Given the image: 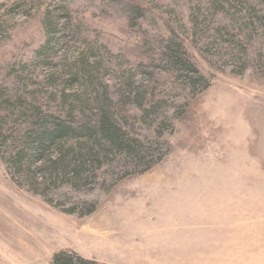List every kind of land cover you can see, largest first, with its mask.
Instances as JSON below:
<instances>
[{"label":"rangeland","instance_id":"obj_1","mask_svg":"<svg viewBox=\"0 0 264 264\" xmlns=\"http://www.w3.org/2000/svg\"><path fill=\"white\" fill-rule=\"evenodd\" d=\"M28 106L74 128L106 112L125 147L71 138V175L17 167ZM128 247L264 264V0H0V264Z\"/></svg>","mask_w":264,"mask_h":264},{"label":"trees","instance_id":"obj_2","mask_svg":"<svg viewBox=\"0 0 264 264\" xmlns=\"http://www.w3.org/2000/svg\"><path fill=\"white\" fill-rule=\"evenodd\" d=\"M47 33V42L49 41L48 27L45 26ZM53 32V31H52ZM54 46V45H53ZM43 51V49H41ZM41 51H38L40 55ZM169 60L177 59L176 46L170 45L168 47ZM101 104V101H98ZM30 114L26 117L27 122L26 131L24 133L23 147L16 150L15 155L10 158L11 162L17 167H22L23 164L28 166L34 160L47 159L51 170L58 174L63 171V174L71 175V145L67 146V141L71 138L84 140L90 142L91 145L96 144L101 147H121L124 148L123 133L116 128L113 121L110 120L109 114L102 111L101 117L97 124L85 123L76 126L71 125V118L66 116L63 118L54 114H43L35 106H28L27 109ZM28 127V128H27ZM16 142L18 139H15ZM78 148L83 144L78 143ZM58 149L59 157L49 159L48 153ZM87 153L94 155L92 147L83 148ZM80 156V155H79ZM90 156V155H88ZM83 157V156H81ZM73 172H80L75 170ZM51 264H96L94 261L84 260L79 255L72 252L59 251L52 255Z\"/></svg>","mask_w":264,"mask_h":264},{"label":"crops","instance_id":"obj_3","mask_svg":"<svg viewBox=\"0 0 264 264\" xmlns=\"http://www.w3.org/2000/svg\"><path fill=\"white\" fill-rule=\"evenodd\" d=\"M156 244V243H155ZM137 247V248H136ZM135 247V249L137 250V249H139V246H136ZM124 249V248H123ZM128 249V251H129V254H130V257L131 258H126L125 259V257H124V262L122 263V264H124V263H126V264H135L134 263V261H136V259L137 258H139V256H144V255H147V254H150V255H152V254H154L155 253V251H147V249H145V253H143V254H139V251H138V253H135V254H133V247H128L127 248ZM144 248H141V250H143ZM169 249L172 251V248H170V246H169ZM125 251H126V249H125ZM163 252L159 257H162V255L163 256H165V257H169V256H173L174 255V253L173 252ZM119 252V251H118ZM152 252V253H151ZM131 260V261H130ZM130 261V262H129ZM138 262V261H137ZM137 264V263H136Z\"/></svg>","mask_w":264,"mask_h":264}]
</instances>
